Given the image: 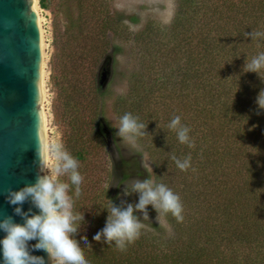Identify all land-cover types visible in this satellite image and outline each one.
Instances as JSON below:
<instances>
[{"label": "trees", "instance_id": "trees-1", "mask_svg": "<svg viewBox=\"0 0 264 264\" xmlns=\"http://www.w3.org/2000/svg\"><path fill=\"white\" fill-rule=\"evenodd\" d=\"M47 1H39L44 10ZM177 4L169 28L159 34L147 25L133 35L148 45H143L145 61L130 78L128 93L111 104L118 120L131 113L148 125L150 135L138 143L150 156L154 183L175 194L179 189L183 219L162 214L175 233L167 240L156 225L147 229L137 212L140 236L124 250L92 240L104 227L107 213H95L108 206L106 194L121 205L118 187L143 176L135 157H111L102 131V125L113 130L98 71L121 51L111 38L123 39L125 25L106 1L77 0L78 14L65 36L57 41L55 35L60 43L58 63H51L60 103L56 117L64 129L63 149L78 161L83 177L74 211L90 222H80L77 237L82 248L84 239L92 245L83 249L89 264H264V112L257 114L256 104L264 81L243 72L246 58L264 52V39L246 36L264 32V0ZM176 116L190 130L192 147L168 128ZM171 155L190 157V167L178 169ZM63 182L70 183L67 175Z\"/></svg>", "mask_w": 264, "mask_h": 264}, {"label": "clouds", "instance_id": "clouds-1", "mask_svg": "<svg viewBox=\"0 0 264 264\" xmlns=\"http://www.w3.org/2000/svg\"><path fill=\"white\" fill-rule=\"evenodd\" d=\"M246 36L252 41L264 39V32L246 33ZM243 72L255 73L264 81V52L253 56L250 61L246 58ZM256 104L257 114L264 112V90L256 97ZM168 128L176 132L181 144L193 146L190 130L181 123L179 116L170 121ZM147 129L148 125L140 122L131 113L120 117L119 126L114 128L119 141L133 147H138V141L150 135ZM38 157L41 175L37 177L36 183L19 191H9L6 197L7 203L15 206L14 214L21 217L23 223H15L12 217L0 220V231L5 234L0 239V264H89L83 249L92 245L84 239L82 248L81 241L77 239L83 230L80 222L87 220L85 214L74 211V197L80 196L83 182L78 161L60 144L41 145ZM171 159L182 171L190 167V157L181 160L171 155ZM49 160L54 163L50 165ZM64 175L68 176L70 183L59 179ZM122 185V191L116 199L136 194L138 202L135 205H117L106 194L108 206L95 213L97 217L104 212L107 215L104 227L92 237L94 242L124 250L128 244L139 238L143 227L141 219L135 213H142L143 219L147 220L149 205L158 213L157 219L168 213L178 220L183 219L179 196L165 184L154 183L149 177L133 180L130 187L125 183L118 188ZM110 188L112 187L108 186L107 193ZM73 189L74 195H70ZM28 201L37 210L35 213L32 208L27 212L22 211V206ZM87 226H90L89 221ZM32 241L35 243L30 244ZM37 251L46 253L47 260L43 256L32 254Z\"/></svg>", "mask_w": 264, "mask_h": 264}, {"label": "water", "instance_id": "water-1", "mask_svg": "<svg viewBox=\"0 0 264 264\" xmlns=\"http://www.w3.org/2000/svg\"><path fill=\"white\" fill-rule=\"evenodd\" d=\"M111 62V57L106 58L99 70L98 84L103 90L109 81ZM41 63L35 0H0V220L12 217L18 224L23 220L14 214L15 206L9 205L6 197L9 191L36 183L41 175L38 151L46 144ZM107 136L105 132L109 147ZM29 208L31 202H25L22 211ZM4 235L0 231V239ZM32 254L47 260L42 251Z\"/></svg>", "mask_w": 264, "mask_h": 264}, {"label": "rangeland", "instance_id": "rangeland-1", "mask_svg": "<svg viewBox=\"0 0 264 264\" xmlns=\"http://www.w3.org/2000/svg\"><path fill=\"white\" fill-rule=\"evenodd\" d=\"M40 1V0H39ZM108 5L111 14L125 25L124 38H111L112 44L120 47L121 51L111 62V74L108 84L104 91H107L106 96V118L110 127V132L105 125H102V131L105 136V132L109 134V153L115 157H122L130 159L135 157L141 163L143 176L133 177L122 184H128L129 187L133 180L153 178V164L150 160L149 154L144 150V147L138 143V147H133L127 143H122L119 138L116 137L114 128L119 126V120L112 114L111 104L113 99L117 96H125L130 87V78L138 71L145 61L144 55L146 49H143V44L136 41L134 34L142 32L147 25H151V28L157 33H161L164 28H169L172 24L175 13L177 10V0H104ZM48 10H44L41 7V17L43 20L42 29L45 40V71H46V99H45V112L47 114L48 122V143L60 144L63 147V127L59 124L57 119L56 110H59L60 103L57 98V91L51 83V63H58L59 50L58 45L55 44V35H57L59 41L66 34L69 22L77 16V0H48ZM56 41V42H57ZM101 67V66H100ZM100 70V69H99ZM99 74V71H98ZM106 142V141H105ZM103 163L106 161L101 158ZM54 161L49 160V164H53ZM106 165V162H105ZM61 181H65V175L60 176ZM154 181V180H153ZM122 187L119 188V195L122 191ZM179 189L177 190V194ZM125 205L138 202V196L133 194L129 197H122L120 199ZM187 213L186 211H184ZM190 212V211H189ZM188 212V213H189ZM143 219V214L137 212ZM148 219H143V224L147 229H153L151 226L156 225L161 231H157L159 234H164L165 239L173 236L175 233L168 225L163 215H160L157 219L158 213L151 207L147 208ZM167 237V238H166ZM248 253V251H247Z\"/></svg>", "mask_w": 264, "mask_h": 264}, {"label": "bare ground", "instance_id": "bare-ground-1", "mask_svg": "<svg viewBox=\"0 0 264 264\" xmlns=\"http://www.w3.org/2000/svg\"><path fill=\"white\" fill-rule=\"evenodd\" d=\"M35 10L39 17V28L41 33V45H42V63H41V71H42V89H43V101H42V111H43V117H44V123H45V130H46V144L48 143V122H47V114L45 112V99H46V90H45V81H46V71H45V40H44V33L42 29V17L40 14L41 8L39 5V0H35Z\"/></svg>", "mask_w": 264, "mask_h": 264}]
</instances>
